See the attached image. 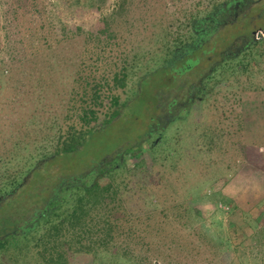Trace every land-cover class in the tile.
<instances>
[{"label": "rangeland", "instance_id": "1", "mask_svg": "<svg viewBox=\"0 0 264 264\" xmlns=\"http://www.w3.org/2000/svg\"><path fill=\"white\" fill-rule=\"evenodd\" d=\"M117 1L0 0V145L34 136L37 131L26 127L35 115L41 129L56 119L66 121L79 70L96 62L94 48L102 55L94 70L97 79L108 70L105 65L136 61L127 90L116 92L128 103L125 110L81 150L57 159L53 173L70 182L122 151L118 175L125 178V205L150 224L130 244L123 237L96 258L77 254L70 264H264V239L256 238L264 229V76L250 81L230 71L222 82L218 73L216 92L185 123L175 124L163 139H151L144 152L133 151L155 121L163 92L160 73L141 87L139 80L158 66L164 42L172 39L164 24L182 23L185 12L205 11L213 1L129 0L124 15H113L111 48L101 51L103 45L89 35L101 31ZM51 4L68 27L66 37L45 12ZM251 16V26L230 24L215 37L217 47L242 31L263 29L264 9ZM257 67L264 74V61ZM138 158L153 169L133 170Z\"/></svg>", "mask_w": 264, "mask_h": 264}, {"label": "trees", "instance_id": "2", "mask_svg": "<svg viewBox=\"0 0 264 264\" xmlns=\"http://www.w3.org/2000/svg\"><path fill=\"white\" fill-rule=\"evenodd\" d=\"M212 1L205 11L185 12L182 23L164 24L167 37L172 39L164 42L158 66L139 80L141 87L143 81L160 73L163 92L159 93L161 100L158 99L155 121L151 122L143 141L133 146V151L144 152L143 145L151 139H163L175 124L185 123L190 112L216 92L220 83L214 87L213 82L218 79V73L222 82L230 78V71L248 76L250 81L258 75L264 76L257 67L264 61V28H251L252 33L247 35L242 31L231 41H221L219 47L214 40L230 24L243 22L246 27L251 26V15L264 9V0ZM128 2L118 0L112 17L102 19L101 31L89 35L103 45L101 51L111 48L116 38L111 29L113 15H124ZM50 6L44 8L45 12L57 20L61 31L65 30V37L68 36L61 15L53 11V4ZM92 51L96 62H100L101 53L97 48ZM210 54L214 60L207 58ZM96 62L85 63L86 68L79 70L76 87L68 100L66 121L60 123L56 119L49 128L46 125L41 129L37 122L41 118L35 115L26 127L37 131L34 136L14 142L7 140L0 145V264H70L77 254L96 258L123 237L130 244L150 224L149 218L133 215L125 205V178L118 175L123 166L121 150L70 182L60 173H53L57 159L81 150L96 130L128 105L116 92L127 90L136 61L105 65L108 70L98 79L94 76ZM205 149L209 152L210 146ZM134 168L147 173L153 169L142 158H138ZM121 171L130 174V170ZM152 199L153 196L148 198L149 206ZM257 236L258 240L264 239V229Z\"/></svg>", "mask_w": 264, "mask_h": 264}, {"label": "flooded vegetation", "instance_id": "3", "mask_svg": "<svg viewBox=\"0 0 264 264\" xmlns=\"http://www.w3.org/2000/svg\"><path fill=\"white\" fill-rule=\"evenodd\" d=\"M263 14V13H262ZM262 14H261V16H262Z\"/></svg>", "mask_w": 264, "mask_h": 264}]
</instances>
